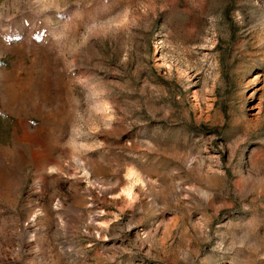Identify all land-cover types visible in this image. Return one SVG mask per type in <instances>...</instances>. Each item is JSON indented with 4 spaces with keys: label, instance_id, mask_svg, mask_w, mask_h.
Masks as SVG:
<instances>
[{
    "label": "rangeland",
    "instance_id": "1",
    "mask_svg": "<svg viewBox=\"0 0 264 264\" xmlns=\"http://www.w3.org/2000/svg\"><path fill=\"white\" fill-rule=\"evenodd\" d=\"M0 264H264V0H0Z\"/></svg>",
    "mask_w": 264,
    "mask_h": 264
}]
</instances>
